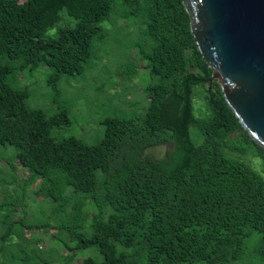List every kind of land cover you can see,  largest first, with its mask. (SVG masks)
I'll return each mask as SVG.
<instances>
[{
	"label": "trees",
	"instance_id": "16d2710c",
	"mask_svg": "<svg viewBox=\"0 0 264 264\" xmlns=\"http://www.w3.org/2000/svg\"><path fill=\"white\" fill-rule=\"evenodd\" d=\"M112 10L144 25L135 56L157 77L143 88L146 107L103 117L94 143L56 138L52 128L70 120L56 101L58 82L89 67ZM41 65L53 70L46 78L59 107L53 114L28 107L27 87L7 82ZM136 67H127L131 78ZM211 73L182 0H0V153L11 150L7 158L26 172L11 195L15 216L7 215L0 235V264H71L88 248L96 252L81 264H264V176L250 163L258 158L264 166V147L241 127ZM190 126L201 133L199 143ZM160 144H168L163 156L147 153ZM16 168L10 166L7 187ZM35 182L31 197L45 200L52 215L26 223L19 204ZM33 228L53 229L50 243L65 253L39 249L37 235L25 236Z\"/></svg>",
	"mask_w": 264,
	"mask_h": 264
},
{
	"label": "rangeland",
	"instance_id": "374dc122",
	"mask_svg": "<svg viewBox=\"0 0 264 264\" xmlns=\"http://www.w3.org/2000/svg\"><path fill=\"white\" fill-rule=\"evenodd\" d=\"M16 1L22 2L23 0ZM61 15L69 18L65 10L61 11ZM69 19V24L72 25L74 21ZM102 27L105 29V37L93 44L92 59L85 72L76 76L65 74L58 82L60 95L56 101L60 102L62 107L67 108L70 120L67 124L52 128L51 134L56 138L74 135L87 143H94L102 135V126L99 121L103 117L115 114H138L146 107L147 100L143 88L147 84L155 82L157 77L151 75L141 61L136 60L135 51L137 47L134 46L136 42L142 41L141 31L144 25H141L138 18L133 15L124 17L112 10L109 16L102 21ZM47 36H52V30L47 31ZM132 61H135L137 67L131 78L128 75L130 68L127 67ZM52 72L51 68L41 65L32 72L24 69L15 75L10 74L7 76V82L10 86L25 85L27 87L26 103L28 107L42 108L48 114H53L59 107L57 102L51 101V89L46 83L47 76ZM115 79L117 80L115 81ZM201 104V96H194L193 110L196 114L201 111ZM189 133L194 143L202 141V135L195 126H190ZM4 146L13 148L8 144ZM166 148H168V144H160L148 149L147 153L153 157H161ZM9 152L0 153V190L2 189L0 199L3 201L5 194L8 195L7 204L2 206L0 210V235L8 228L9 223L6 222L10 220L7 215L10 213L15 216L10 205L11 195L20 189V181L26 175L18 162L7 158ZM258 160V158H251L250 163L264 176V166ZM10 166L17 167L14 172L17 174V178L16 182L7 187L5 180H7V176L11 175ZM36 186L37 182L25 189L28 199H26L25 204L24 202L19 204L28 213L27 217L24 218L26 223H34L33 219L38 222L46 221L52 215L50 205H47L45 200L39 198L34 200L31 197V192ZM11 218L15 219L16 217L11 216ZM53 219L54 217L51 218V223H53ZM14 229L15 231L19 230L17 225ZM53 231V229H49L48 233H44L43 228H33L31 231L25 232V236L37 235L39 237V249L51 250L56 248L59 252L65 253L63 247L52 246L50 243ZM12 238L17 239L14 234ZM0 249L2 251L0 258H4V249L1 247ZM11 249L19 248L12 246ZM95 252V248L83 250L74 256L71 264H81L85 255ZM194 264H201V262L198 261ZM230 264H239V262H231Z\"/></svg>",
	"mask_w": 264,
	"mask_h": 264
},
{
	"label": "water",
	"instance_id": "95a60500",
	"mask_svg": "<svg viewBox=\"0 0 264 264\" xmlns=\"http://www.w3.org/2000/svg\"><path fill=\"white\" fill-rule=\"evenodd\" d=\"M196 48L224 100L264 147V0H182Z\"/></svg>",
	"mask_w": 264,
	"mask_h": 264
}]
</instances>
